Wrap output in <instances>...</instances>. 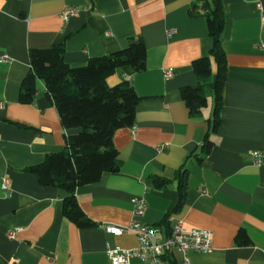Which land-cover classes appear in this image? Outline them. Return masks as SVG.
<instances>
[{
    "label": "crops",
    "instance_id": "0c3cea01",
    "mask_svg": "<svg viewBox=\"0 0 264 264\" xmlns=\"http://www.w3.org/2000/svg\"><path fill=\"white\" fill-rule=\"evenodd\" d=\"M221 3L225 78L213 130L212 56L211 77L202 84L206 106L191 113L180 95L198 85L193 61L211 48L203 1L0 0V264H115L106 249L135 248L137 236L113 235L103 225L126 226L134 197L145 200L140 220L158 228L156 240L176 221L211 232V251L188 252V264H264V159L256 163L249 156L264 152V0ZM65 6L77 14L63 24ZM137 38L145 68L119 69L106 78L108 86L129 81L139 97L135 121L112 135L119 170L75 190L94 223L80 228L63 215L67 193L41 185L28 170L79 131L62 127L40 80L34 101H19L29 50L62 45L64 61L75 67ZM166 69L173 70L168 78ZM206 136L213 142L208 153ZM2 177L10 191L1 189ZM239 232L246 244L238 242ZM172 255L180 264L182 254ZM130 264L143 262L132 258Z\"/></svg>",
    "mask_w": 264,
    "mask_h": 264
},
{
    "label": "trees",
    "instance_id": "16d2710c",
    "mask_svg": "<svg viewBox=\"0 0 264 264\" xmlns=\"http://www.w3.org/2000/svg\"><path fill=\"white\" fill-rule=\"evenodd\" d=\"M205 9L211 48L206 56L193 61V70L198 79L196 87L181 89V98L191 113L205 107L207 99L202 84L211 77L210 57L217 64V74L211 89L216 106L213 130L218 124L222 83L225 78L222 32L225 15L221 0H201ZM62 45L29 50L30 71L20 84L19 101L31 104L38 92L36 82L40 80L44 93L55 106L64 129H79L66 136L63 150L47 154L39 164L28 168L43 186L57 187L67 196L63 201V215L80 228L94 223L81 210L75 190L98 182L106 173L117 172L121 161L113 146L112 135L122 127H131L135 121V109L139 97L128 80L108 86L106 78L115 71L130 68L134 72L145 68V47L141 39L129 40L126 47L107 55L94 57L81 66L72 67L64 61ZM213 142L206 136L203 150L208 153ZM162 184L156 181L155 186ZM180 196L185 193L184 182L180 184ZM171 229V228H170ZM170 232V230H169ZM169 232L167 234H169ZM240 244H246L243 233L237 234ZM165 258L174 264L171 254Z\"/></svg>",
    "mask_w": 264,
    "mask_h": 264
},
{
    "label": "built area",
    "instance_id": "2783aa9c",
    "mask_svg": "<svg viewBox=\"0 0 264 264\" xmlns=\"http://www.w3.org/2000/svg\"><path fill=\"white\" fill-rule=\"evenodd\" d=\"M259 7V4H257ZM77 14L75 7L65 6L60 14L62 23L65 24L69 18ZM264 17V15H263ZM6 61V56L2 57ZM172 69L164 70V77L168 78L172 75ZM134 130V127H132ZM249 156L253 162L259 163L264 159V152L250 151ZM1 189L10 191L8 178H1ZM132 218L126 226H117L111 224L103 225L106 232L113 235H121L125 231H134L137 236V246L130 249H122L120 247H108L106 254L109 260L115 264H130L132 258L140 259L143 264H170L165 258L166 254L178 251L182 254L180 264H188V252H210L211 251V232L205 229L186 228L181 221H176L169 234L163 239L156 240L158 228L141 222L145 210V200L140 197L131 199ZM10 236L13 232L9 233Z\"/></svg>",
    "mask_w": 264,
    "mask_h": 264
}]
</instances>
